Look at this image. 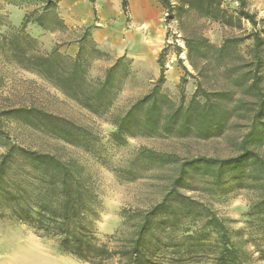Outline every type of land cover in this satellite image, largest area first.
<instances>
[{
    "label": "rangeland",
    "instance_id": "1",
    "mask_svg": "<svg viewBox=\"0 0 264 264\" xmlns=\"http://www.w3.org/2000/svg\"><path fill=\"white\" fill-rule=\"evenodd\" d=\"M170 1L173 10L167 15L165 8L153 0L151 19L154 26L145 33L143 40L133 42H129L127 37V30L132 26L127 1L128 22L125 23V31L117 32V50L109 40L108 45L95 41L91 28L82 31L80 36L84 35L85 39L81 43V59L89 65L87 79L90 83L101 81L106 69L116 59L124 57L113 71L111 105L106 112L95 114L65 97L36 74L24 70L15 61L11 37L19 30L20 19L12 16L11 21L7 20L13 10L11 7L25 9L26 13H38L42 4L35 0H0V155L5 151V142H9L81 164L99 196L94 227L101 236L113 234L118 228L122 208H145L160 200L181 168L186 169V162L200 157L225 159L239 154L238 141L254 110L259 107L257 91L264 95V76L256 89H251L250 82H242L243 73L249 69L244 59L250 43L248 40L238 44L237 54L241 59L233 54L231 67L226 70L220 66L223 61L217 58L218 54L205 47L206 44L219 47L225 38L243 36L251 29L246 19L236 15L240 10L253 13L257 28H264V0H220V8L233 16L232 25H225L205 14L204 10L184 4V0ZM100 17L101 12L99 14L98 11L97 26L100 25ZM44 18L47 27H55L54 16ZM29 26L31 23L22 32L32 39L29 44L23 43L28 51L46 53L58 47L61 53L69 55L66 49L75 43L70 40L73 37L71 33L62 30L61 36L43 34L39 38L33 35ZM160 35L159 46L153 53L149 42ZM200 38L206 43H202ZM163 48L165 81L160 84V91L175 105L181 104L182 110L192 97L202 102L205 97L202 92H207L222 116L228 115V118L221 131L217 128L215 131L209 128L202 130V121L192 113L190 129L181 134L177 132L181 113L170 132H162L160 128L156 132L143 133L129 130L123 141L116 143L111 138L115 130L112 116L123 115L137 99L158 84L156 59ZM181 76H184L182 85ZM197 82H200L202 91L195 94ZM17 108H37L51 113L74 126L85 128L91 135L83 141L85 145H79L38 128L31 118L3 113ZM169 110L166 104L161 105V112L169 113ZM145 112L144 109L139 114L142 119ZM259 119L264 121V107ZM259 137L252 147L264 157V134ZM186 170L180 192L207 202L219 216L235 220L233 227L243 226L247 207L256 199L254 192L235 187L231 173L221 174V186L217 187L212 169L198 167ZM0 264L88 263L60 253L53 240L37 237L27 224L0 218Z\"/></svg>",
    "mask_w": 264,
    "mask_h": 264
},
{
    "label": "trees",
    "instance_id": "2",
    "mask_svg": "<svg viewBox=\"0 0 264 264\" xmlns=\"http://www.w3.org/2000/svg\"><path fill=\"white\" fill-rule=\"evenodd\" d=\"M35 1L42 4L40 11L25 13L19 30L11 37L16 63L90 112H106L111 105L113 71L124 57H119L106 69L101 81L90 83L87 79L89 65L81 59L84 35L78 40L79 49L74 57L61 53L58 47L46 53L28 51L23 43L29 44L32 39L22 33L28 23L48 29L44 17L49 15L54 16L56 25L59 23L54 12L57 0ZM157 1L165 8L167 15L172 13L170 0ZM183 2L204 10L205 14L225 25H232L233 16L220 8V0ZM121 10L128 21L127 0H121ZM236 15L250 23L248 32L243 36L225 38L219 47L204 46L218 54L217 58L223 61L220 66L226 70L231 67L230 60L235 57L233 54L241 59L237 54L238 44L248 40L250 43L244 59L249 69L241 78L242 82H250L251 89H256L264 76V28H257L258 22L253 13L240 10ZM200 41L206 43L203 38ZM164 54L163 48L156 59L159 66L158 84L137 99L123 115L112 116L115 130L111 138L116 143H121L124 134L131 130L143 133L156 132L160 128L162 132H170L181 113L177 129L181 134L190 129L192 113H196V117L202 121V130L209 128L215 131L217 128L221 131L228 115L222 116L209 93L202 92L205 96L202 102L192 97L182 110L181 104L175 105L160 91L159 86L165 81ZM183 70L188 74L186 68L183 67ZM180 80L182 85L184 76ZM199 91H202V87L197 82L195 94ZM257 93L260 97L259 107L254 110L238 141L239 154L225 159L200 157L184 165L186 169H212L217 187L221 186V174L231 173L235 187L256 194V199L247 207L244 224L239 228L232 226L235 220L219 216L207 202L180 192V185L188 172L181 168L160 200L145 208H122L118 228L113 234L101 236L94 227L100 205L99 196L86 169L74 160H62L54 154L9 142H5V151L0 155V218L27 224L37 237L53 240L60 253L88 264H262L264 157L252 145L264 134V121L259 119L264 107V95L259 91ZM163 104L170 108L169 113L161 112ZM144 109L143 120L139 114ZM3 113L31 118L38 128L67 142L85 145L83 141L91 135L85 128L37 108H17ZM1 127L0 120V134Z\"/></svg>",
    "mask_w": 264,
    "mask_h": 264
},
{
    "label": "crops",
    "instance_id": "3",
    "mask_svg": "<svg viewBox=\"0 0 264 264\" xmlns=\"http://www.w3.org/2000/svg\"><path fill=\"white\" fill-rule=\"evenodd\" d=\"M127 1L132 15V26L129 31L127 30L128 41H141L145 33H148L154 26L151 19L153 0ZM119 8L121 9V0H94V2L90 0H58L54 12L59 18V23L57 25L55 23V27L43 29L35 23H31L29 27L33 35L39 36V38L44 36L43 34L61 36L63 35L62 30L71 33L73 37L70 40L75 43L69 45L70 48H65L66 53L71 56H74L78 50V40L82 37L80 36L82 31L88 28H91V34L95 41L102 45H108L107 41L109 40L114 43L113 49L117 50V32L125 31V23L128 22ZM11 9L13 10L11 14L9 12L7 20L11 21L12 16H17L21 21L26 13L25 9L16 7H11ZM9 11H11L10 8ZM98 11L99 14L101 12L99 26L96 23Z\"/></svg>",
    "mask_w": 264,
    "mask_h": 264
},
{
    "label": "bare ground",
    "instance_id": "4",
    "mask_svg": "<svg viewBox=\"0 0 264 264\" xmlns=\"http://www.w3.org/2000/svg\"><path fill=\"white\" fill-rule=\"evenodd\" d=\"M159 40H161V35L157 37V39L153 40L152 42H149V44L153 47V49L150 50L151 52L154 53L157 50L159 46L158 45Z\"/></svg>",
    "mask_w": 264,
    "mask_h": 264
}]
</instances>
